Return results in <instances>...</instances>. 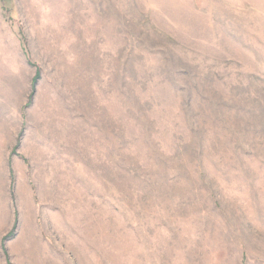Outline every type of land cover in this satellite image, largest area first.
I'll return each mask as SVG.
<instances>
[{"label": "rangeland", "instance_id": "374dc122", "mask_svg": "<svg viewBox=\"0 0 264 264\" xmlns=\"http://www.w3.org/2000/svg\"><path fill=\"white\" fill-rule=\"evenodd\" d=\"M0 264H264V0H0Z\"/></svg>", "mask_w": 264, "mask_h": 264}]
</instances>
